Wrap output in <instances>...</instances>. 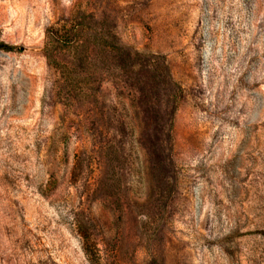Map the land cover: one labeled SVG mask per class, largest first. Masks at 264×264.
I'll list each match as a JSON object with an SVG mask.
<instances>
[{"label":"rangeland","instance_id":"374dc122","mask_svg":"<svg viewBox=\"0 0 264 264\" xmlns=\"http://www.w3.org/2000/svg\"><path fill=\"white\" fill-rule=\"evenodd\" d=\"M0 264H264V0H0Z\"/></svg>","mask_w":264,"mask_h":264},{"label":"trees","instance_id":"16d2710c","mask_svg":"<svg viewBox=\"0 0 264 264\" xmlns=\"http://www.w3.org/2000/svg\"><path fill=\"white\" fill-rule=\"evenodd\" d=\"M4 46V45H3Z\"/></svg>","mask_w":264,"mask_h":264}]
</instances>
